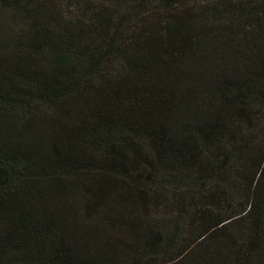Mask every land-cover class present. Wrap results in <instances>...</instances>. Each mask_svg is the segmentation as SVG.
<instances>
[{
	"label": "trees",
	"instance_id": "1",
	"mask_svg": "<svg viewBox=\"0 0 264 264\" xmlns=\"http://www.w3.org/2000/svg\"><path fill=\"white\" fill-rule=\"evenodd\" d=\"M0 264H264V0H0Z\"/></svg>",
	"mask_w": 264,
	"mask_h": 264
}]
</instances>
